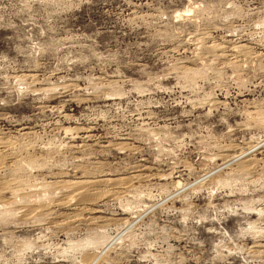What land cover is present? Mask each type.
<instances>
[{
  "label": "rangeland",
  "instance_id": "374dc122",
  "mask_svg": "<svg viewBox=\"0 0 264 264\" xmlns=\"http://www.w3.org/2000/svg\"><path fill=\"white\" fill-rule=\"evenodd\" d=\"M99 255L264 264V0H0V264Z\"/></svg>",
  "mask_w": 264,
  "mask_h": 264
},
{
  "label": "bare ground",
  "instance_id": "6f19581e",
  "mask_svg": "<svg viewBox=\"0 0 264 264\" xmlns=\"http://www.w3.org/2000/svg\"><path fill=\"white\" fill-rule=\"evenodd\" d=\"M255 147V146H254ZM261 147V146H260ZM254 149V148H253ZM256 149H258V148H256ZM255 149V150H256ZM254 150V151H255ZM254 151H253V153H254ZM251 152V151H250ZM241 153V152H240ZM252 153V154H253ZM250 154L251 153H249V152H242L240 155H234V156H231L230 157V159L233 161V162H239L242 166H244V163H246L248 160H250ZM132 178V177H131ZM107 182V180L106 179H100V180H95V181H93V185H97V184H101V183H106ZM108 183V182H107ZM82 185V184H81ZM79 188H81V187H77V189H79ZM84 193V192H83ZM99 195V194H98ZM117 241V238H114L113 240H112V242L110 243V244H112V243H115ZM109 244V245H110ZM100 258V255L99 256H97V257H95L94 259H93V261H91L92 263L91 264H94L98 259Z\"/></svg>",
  "mask_w": 264,
  "mask_h": 264
}]
</instances>
